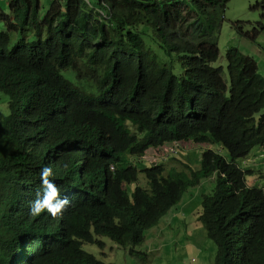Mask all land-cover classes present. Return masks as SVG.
Wrapping results in <instances>:
<instances>
[{"label":"trees","instance_id":"trees-1","mask_svg":"<svg viewBox=\"0 0 264 264\" xmlns=\"http://www.w3.org/2000/svg\"><path fill=\"white\" fill-rule=\"evenodd\" d=\"M7 1L8 12L0 10L1 88L13 101L37 97L13 70L45 69L65 94L42 96L30 108V120L40 122L48 141L63 146L66 156L88 165L85 180L94 185L105 174L98 158L115 154L117 170L108 176L115 202L125 199L123 184L136 180L130 160L150 148L211 142L224 145L233 159L264 148V78L258 63L234 47L226 51V65L221 63L227 1L51 0L46 12L41 0ZM255 8L263 21L257 33L264 31V0ZM246 26L251 23L234 24L240 35L252 37ZM16 116L15 129L25 125L21 114ZM220 158L206 152L205 171L221 166L239 179L241 174ZM26 162L20 140L0 160L4 205L14 188L31 180ZM185 177L174 174L160 184L149 173L152 195L138 190L135 196L161 215L181 200ZM247 196L253 202L238 199L236 208L246 214L233 219L204 204L199 220L219 254L232 250L248 221L264 227V194ZM101 218L125 238L144 225L135 219L121 225L113 212Z\"/></svg>","mask_w":264,"mask_h":264},{"label":"clouds","instance_id":"clouds-1","mask_svg":"<svg viewBox=\"0 0 264 264\" xmlns=\"http://www.w3.org/2000/svg\"><path fill=\"white\" fill-rule=\"evenodd\" d=\"M16 68L13 71L22 76L29 89L37 92V97L27 95L19 101H13L1 88L0 80V93L7 98L6 107L0 114V160L8 151L11 155L20 140L27 160L26 167L32 178L13 189L10 203L4 205L0 197V264H112L100 260L85 249L87 244L105 248L102 238H109L116 244V248L149 264L155 258L169 256L175 247L172 241L165 240L166 231L182 230L181 227L174 228L171 220L166 221L168 214L175 212L174 218L179 220L178 224H189L188 218L182 219L183 210L180 205L189 202L184 198L191 189L203 190L206 183L213 187L211 192L202 194L198 221L205 203L221 212L226 211L228 219H233L239 214H246L236 212L238 199L252 203L247 196L249 193L261 191L264 194V148H254L246 156L233 159L230 151L222 144H197L189 141L150 148L143 156L132 158L128 168L136 175V180L123 184L125 199L115 202L109 190L108 176L117 170V156L110 154L98 158L102 160L105 169L101 184L94 185L86 181L88 165L78 164L73 155L66 156L63 146L48 141L45 127L40 122L30 120V108L42 96L60 98L65 92L45 69L36 73L20 66ZM17 113L21 114L20 118L25 125L18 123L15 129L13 122L17 119ZM190 143L204 151L199 165L190 162L191 155L198 149L187 153L185 149L172 152L166 149L167 146L180 148ZM202 145L209 147L201 148ZM214 145L220 146L222 150L211 149ZM223 150L227 151V155L222 154ZM208 151L219 154L224 164L233 167L241 177L238 179L221 166L205 171L203 162ZM185 155L189 159L188 163L180 158ZM149 173L156 175L160 184L169 183L174 174L184 173L188 177H185L186 189L179 203L161 215H155L135 196L138 190L152 195V186L147 179ZM200 195L197 197L200 198ZM109 212L114 213L116 221L121 225L129 224L134 219L144 225L140 232L125 238L103 222L101 215ZM247 223L250 224L249 229L237 238L232 250L226 254H219V246L209 237L202 223L208 239L217 246V254L210 264H264V227L254 226L250 221Z\"/></svg>","mask_w":264,"mask_h":264},{"label":"rangeland","instance_id":"rangeland-1","mask_svg":"<svg viewBox=\"0 0 264 264\" xmlns=\"http://www.w3.org/2000/svg\"><path fill=\"white\" fill-rule=\"evenodd\" d=\"M51 0H42L43 12H46L50 6ZM92 1V0H89ZM226 3V12H225V22L223 25V30L220 35L219 48L221 53V63L225 66V54L226 51L231 48L239 49L244 55L252 57L257 63L262 62L264 54L261 51L260 44L264 48V34L257 35L256 30H261L258 23L263 22L261 20V11L256 9L255 6L260 0H224ZM7 0H0V10L8 12ZM237 22L247 23L250 22L251 26H246L245 31H248L250 36L247 37L240 35V33L235 29L234 24ZM258 32V31H257ZM260 34V33H258ZM255 36V39L253 37ZM253 51V53H252ZM260 69L261 75L264 74V62L261 65ZM7 98L0 93V114L4 111L6 107ZM201 148L209 147V145H202ZM199 146H195L192 143L184 144L183 146H167L166 149L170 152L176 150L179 151L182 149L187 150V153L190 150L198 149ZM213 150L220 149V146L214 145ZM222 150V149H220ZM203 149L195 150V153L191 155L190 162L194 165H199L201 162V156ZM223 155H227V151H222ZM183 159V162L188 163L189 159L185 157H180ZM211 185L206 183L204 189L200 188L196 190H190L185 196V201L180 205L182 211V219L188 218L190 221L187 226H182L178 224L179 220L174 218V213L168 214L165 218L166 221H172L174 228L181 227L182 230L169 229L165 233V240L172 241L175 246L170 252L169 256L164 257L161 260L160 258L153 259L149 264H210L216 254L217 246L216 244L208 239L206 230L202 222L198 221V214L202 209V194L209 193L212 191ZM200 198L197 197L198 194ZM105 242L106 247L101 248L97 244L91 245L87 244L85 249L94 254L100 260H103L107 263L112 264H144L136 258L130 257L124 250L116 248V244L111 241L109 238H102ZM180 242L178 243V241ZM195 259V261H194Z\"/></svg>","mask_w":264,"mask_h":264},{"label":"crops","instance_id":"crops-1","mask_svg":"<svg viewBox=\"0 0 264 264\" xmlns=\"http://www.w3.org/2000/svg\"><path fill=\"white\" fill-rule=\"evenodd\" d=\"M258 33H260V34H258V35H262V34H264V32H258ZM260 48H261V51L263 52V54H264V48L261 46V44H260ZM252 53H253V51H252ZM263 62H264V58H263V60H262V62H258V66H259V71H260V69L262 68V64H263ZM261 67V68H260ZM263 69V68H262ZM264 71V70H263ZM263 77H264V74L262 75Z\"/></svg>","mask_w":264,"mask_h":264},{"label":"bare ground","instance_id":"bare-ground-1","mask_svg":"<svg viewBox=\"0 0 264 264\" xmlns=\"http://www.w3.org/2000/svg\"><path fill=\"white\" fill-rule=\"evenodd\" d=\"M6 105V104H5ZM1 106V105H0Z\"/></svg>","mask_w":264,"mask_h":264}]
</instances>
